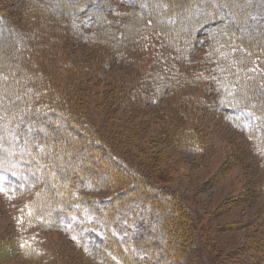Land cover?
Segmentation results:
<instances>
[{"label":"trees","instance_id":"trees-1","mask_svg":"<svg viewBox=\"0 0 264 264\" xmlns=\"http://www.w3.org/2000/svg\"><path fill=\"white\" fill-rule=\"evenodd\" d=\"M31 2L46 18L39 21L34 10L26 11L21 29L0 10V192L38 189L35 176L50 174L43 187L57 200H42L38 215H46L48 224L95 263L231 264L222 260L216 238L187 199L158 187L148 166L131 161L104 132L114 130L122 110L144 111L174 91L198 93V55L205 48L212 70L204 72L206 89L218 95L216 106L227 111L229 122L253 137L252 149L264 167V0ZM59 33L77 45L112 47L109 56L121 63L125 72L109 77L115 80L112 94L95 101L105 115L85 114L40 75L35 56L41 39L55 40ZM148 63L152 67L146 69ZM70 69L69 96L81 73L75 65ZM128 74L138 79L120 86ZM182 119L173 113L166 126L172 137L187 130ZM193 143L200 150V142ZM34 246L28 242L26 249L38 253Z\"/></svg>","mask_w":264,"mask_h":264},{"label":"rangeland","instance_id":"rangeland-1","mask_svg":"<svg viewBox=\"0 0 264 264\" xmlns=\"http://www.w3.org/2000/svg\"><path fill=\"white\" fill-rule=\"evenodd\" d=\"M34 7L31 0H0L1 13L20 29L25 27L24 13L32 12ZM34 12L39 21L46 18L40 7ZM122 31L125 38L128 37L129 28ZM50 37L41 39L43 47L35 56L40 75L53 86V91L65 98L71 97L85 114L96 118L102 110L105 115V107L95 103L96 98L107 100L115 82L109 77L118 78L123 70L119 67L121 63L117 64V60L109 56L112 47L77 45L61 33L56 34L55 40ZM200 49L198 60L203 72H199L203 80L198 82V93L174 91L161 97L155 107L134 113L122 110L115 117L114 130L104 133L131 161L147 165L150 180L158 187L187 199L189 206L201 216L207 231L216 238L222 260L230 259L231 264H264V250H257L261 244L264 248V167L260 155L252 149L253 137L235 128L225 117L227 111H221L219 104L216 106L218 95L207 91L209 81L204 72L212 70L205 59L206 49ZM105 57L112 63L106 64ZM150 64L146 69L152 67ZM70 65L80 68L81 73L75 80V93L69 96ZM146 69L140 68L142 72ZM129 77V74L122 75L124 80L120 86L130 79H138ZM106 87H110L108 91ZM198 99L199 103H195ZM81 101L86 106H82ZM173 113L183 118L187 129L175 137L166 128ZM192 114L197 115L198 123ZM118 126L124 128L119 130ZM194 139L200 142L198 151L193 147ZM47 176L48 180L52 179L46 173L43 177L35 176L38 186L41 184L38 189L17 195L0 192V264H99L78 250L69 235L54 228L53 223L48 224L46 215H38L42 200L47 199L51 204L57 200L54 192L43 187ZM50 214L57 215L53 210ZM28 242L35 244L38 253L26 249ZM255 252L263 256L262 261L255 259Z\"/></svg>","mask_w":264,"mask_h":264}]
</instances>
